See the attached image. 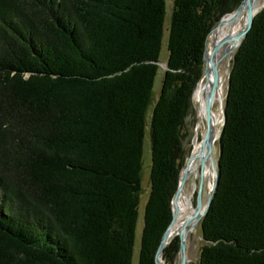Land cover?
Wrapping results in <instances>:
<instances>
[{
  "label": "trees",
  "instance_id": "obj_1",
  "mask_svg": "<svg viewBox=\"0 0 264 264\" xmlns=\"http://www.w3.org/2000/svg\"><path fill=\"white\" fill-rule=\"evenodd\" d=\"M242 2L173 0L155 97L166 0H0V264H131L146 128L138 264H156L208 34ZM227 86L198 264H264V8Z\"/></svg>",
  "mask_w": 264,
  "mask_h": 264
},
{
  "label": "bare ground",
  "instance_id": "obj_2",
  "mask_svg": "<svg viewBox=\"0 0 264 264\" xmlns=\"http://www.w3.org/2000/svg\"><path fill=\"white\" fill-rule=\"evenodd\" d=\"M263 8L264 0H248L240 7V12L237 16L232 14L224 16L221 20V24L211 33V35L214 33V42L213 47H211L210 61L205 69V74L197 84L199 89V121L196 125L194 131L195 135L191 142V154L188 162L183 165L180 174L181 177L186 175V180L181 187L176 200L173 202L175 217L167 232L168 240H172L177 236L183 237V235L185 237H190L192 233L190 225L198 222L196 219L198 212L193 213L191 216V198L196 188V182L199 178V184L201 182L202 186L201 191L203 190L204 178L201 175H205L204 177L209 180L210 169L213 166L210 163L214 154V143L219 140L218 138L221 133L219 127L220 124L223 123L224 110L221 109V114H217V111L214 109L217 104H219V107L221 108L223 106L222 91L219 89L217 83V65L220 64L223 58L232 55L231 51L242 41L244 31L248 28L251 19ZM213 68H215V70H213ZM206 74L209 76L207 84L202 83ZM208 102L210 104L209 116L206 114V106ZM209 129L210 139L212 141L210 150L207 145ZM213 170V180L212 183L209 184L210 190L213 187V182L216 177V166ZM204 210L205 208L200 212V218Z\"/></svg>",
  "mask_w": 264,
  "mask_h": 264
},
{
  "label": "rangeland",
  "instance_id": "obj_3",
  "mask_svg": "<svg viewBox=\"0 0 264 264\" xmlns=\"http://www.w3.org/2000/svg\"><path fill=\"white\" fill-rule=\"evenodd\" d=\"M173 9V0H166V15L164 20V27H163V34L161 38V48L160 53L158 57V63L162 64L165 63L167 60V45H168V39H169V25H170V17ZM214 33L209 37L208 44H207V54H206V62L204 64V68L206 69L209 61H210V53H211V47H213V38ZM232 60V55L227 56L223 58V60L220 62L219 65H217V83L219 86V89L222 91L223 96V106L222 108L219 107V104H217L214 109L217 111V114H221V109L224 108V100L226 97V91H227V81L229 76V70H230V63ZM163 75V68L159 66L158 73L154 80V87H153V93L156 97L160 88L161 79ZM209 76L208 74L205 75V77L202 80V83H208ZM199 89L198 85L196 86V89L192 95V99H190V107L188 110V113L184 119V124L182 128V134H183V146L186 149V158L184 165L188 162L189 156H190V148H191V142L195 135V128L199 121ZM152 110V107L150 106L147 111V117H149V114ZM222 124V123H221ZM221 124L219 127V131L221 130ZM219 139V138H218ZM218 140L214 143V154L211 160L212 168L210 169V177L209 180L204 177L205 175H201L204 178L203 182V190H202V202L200 206V212L205 208L206 202L209 195V184L212 183L215 164L217 163L218 157H219V144ZM150 168H151V156H150V149H149V137H148V129L146 128V134L144 138V145H143V163H142V171H141V189L139 192V204H138V216H137V224H136V230H135V240H134V248H133V254L131 259V264H138V254H139V246H140V238H141V232L143 227V215L145 210V205L148 200L149 192H150ZM200 176V177H201ZM200 179V178H199ZM199 179L196 182V188L193 193V196L191 198V204L192 209L191 216L193 213H196V204H195V192L198 189L199 186ZM207 179V180H206ZM194 224V225H193ZM191 224L192 233L190 237H185L183 235L185 244H186V250H185V257H186V264H198L199 260V253L201 250V247L203 246V241L201 237V231L198 222H195ZM172 264H181V260L176 257L174 263Z\"/></svg>",
  "mask_w": 264,
  "mask_h": 264
},
{
  "label": "water",
  "instance_id": "obj_4",
  "mask_svg": "<svg viewBox=\"0 0 264 264\" xmlns=\"http://www.w3.org/2000/svg\"><path fill=\"white\" fill-rule=\"evenodd\" d=\"M248 0H243V2L241 3V5L232 13L228 14V15H235L237 16L240 12V7L245 4V2H247ZM261 11V10H260ZM259 11V12H260ZM258 12V13H259ZM257 13V14H258ZM254 18V17H253ZM253 18L251 19L250 21V24L248 26V28L244 31V36H243V39L245 38L247 32L250 30L251 26H252V23H253ZM222 18L220 19V21L210 30L209 34H208V37L209 35L211 34V32L213 30H215V28H217L220 24H221V21ZM242 39V41H243ZM208 40V38H207ZM242 41L238 44V46L231 51V54H232V57H233V54L235 52V50L241 45ZM206 49H207V42H206V46H205V51H204V56H203V63L205 64L206 62ZM158 66H161L163 68V70H167V65L166 63H157ZM213 70H215V68H213ZM205 74V68L203 69V72H202V75L201 77ZM201 79V78H200ZM227 89H228V86H227ZM226 95H227V91H226ZM226 98V97H225ZM206 114L207 116H209L210 114V104L209 102L207 103V106H206ZM225 124V114H224V111H223V123H222V127L224 126ZM207 145H208V149L210 150L211 149V146H212V141L210 139V129H209V133H208V136H207ZM216 177L214 179V182H213V187L212 189L209 191V195H208V199H207V202H206V206H205V210L203 211V213L201 214V218L207 213V211L209 210V207L211 205V202H212V199H213V196H214V193H215V189L217 187V183H218V175H219V166L218 164L216 163ZM182 168L183 166L180 168L179 170V175H178V182H177V186H176V190L172 196V199H171V208H172V220H171V223L175 217V210L173 209V202L176 200L177 196H178V193L181 189V187L183 186L185 180H186V175L184 176H180L181 174V171H182ZM202 186H201V182L198 186V189L196 190L195 192V204H196V210H197V216H196V219L198 220V224L200 223L201 221V218H200V206H201V202H202ZM200 218V219H199ZM170 223V225H171ZM170 225L168 226V228L166 229L162 239H161V243L159 245V248L156 252V255H155V263L156 264H164L163 262V259H162V253L165 249V247L167 245H169L174 239L172 240H168L167 239V232H168V229L170 227ZM176 239L178 240L179 242V250H178V258L181 260V264H186V257H185V250H186V244H185V241H184V238L182 236H177Z\"/></svg>",
  "mask_w": 264,
  "mask_h": 264
}]
</instances>
